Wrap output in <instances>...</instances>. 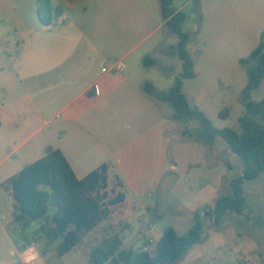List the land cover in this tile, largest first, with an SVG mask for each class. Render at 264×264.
Instances as JSON below:
<instances>
[{"label": "rangeland", "instance_id": "obj_1", "mask_svg": "<svg viewBox=\"0 0 264 264\" xmlns=\"http://www.w3.org/2000/svg\"><path fill=\"white\" fill-rule=\"evenodd\" d=\"M55 4L63 6L66 14L65 21L54 26V30L65 32L59 38H65L62 49L55 52L50 48L35 54L31 35L40 29L36 0H0V106L7 104L3 102L5 98L20 99L17 107L31 110L21 118L9 117L2 131L3 135L11 136V147L0 149V264H90L87 255L97 243L95 238L101 237L98 230L88 235L78 248L59 257L55 246L36 239L38 222L27 228L10 224L13 200L2 184L36 162L48 147L56 148L65 142L59 133L58 123L63 116L57 106L52 105L43 117L49 121L46 125L32 110L23 79L28 71L42 63L49 64L40 66V71L60 63V72L69 75L75 74L81 65L95 63L101 70L104 68L103 72L113 67L120 74L124 65L139 61L143 74L139 79L153 80L160 92L170 90L183 72L178 56H164L157 49L178 42L162 17L159 0H55ZM174 8L185 14L182 30L190 35L187 50L194 63V78L183 80L184 95L216 128L239 130V119L246 114L243 92L249 83V68L241 60L247 59L264 41V0H175ZM146 58H157L167 69L161 66L144 69ZM58 90L50 87L48 94ZM251 98L256 102L264 100V80ZM223 110L229 113L225 120L220 118ZM39 128L42 129L33 133ZM33 147L36 150L29 156ZM231 155L234 172L227 175L230 183L244 173V163ZM243 189L247 199L244 214L230 213L219 226L207 218L200 241L174 264L264 262V222L258 226L251 220L261 217L264 221V172L246 181ZM225 197H233L228 182L226 192L217 198ZM201 200L212 208L217 201L198 199ZM193 222L184 215L167 214L145 236L158 241L169 227L183 236ZM136 231L132 229L125 234L121 249L140 250V246L135 247Z\"/></svg>", "mask_w": 264, "mask_h": 264}, {"label": "crops", "instance_id": "obj_2", "mask_svg": "<svg viewBox=\"0 0 264 264\" xmlns=\"http://www.w3.org/2000/svg\"><path fill=\"white\" fill-rule=\"evenodd\" d=\"M65 17L64 13L56 24L40 25V29L32 32L35 54L50 48L55 52L62 49L65 38H59L65 32L54 30V26L65 21ZM173 46L157 49L161 55L176 56ZM153 59L156 64L144 69L154 66L167 69L166 64ZM46 64L49 63L40 66ZM61 65L55 63L52 69L40 71L37 66L29 70L23 78L29 92L26 98L45 125L49 121L43 117L52 105L57 106L63 116L58 123L59 133L65 142L55 149L62 151L78 179H84L103 164L109 166L108 191L113 196L122 194L124 200L113 208L109 220L99 228L101 232L107 226L112 227L122 237L123 247L124 236L132 229L137 230L135 247L147 241L156 243L145 235L148 230H154L162 217L179 214L193 219L197 210L210 207L204 199L198 201L199 198L218 201L217 197L226 192L227 182L231 185L227 175L234 172L232 153L222 144L210 147L184 137V126L173 119L169 105L145 91L146 83H151L160 92L153 80L139 79L143 76L139 61L124 65L120 74L113 67L103 72L104 68L101 70L92 63L66 75L60 72ZM50 87L59 90L49 95ZM19 101L5 98L0 106V149L11 147V136L2 134L9 117L21 118L31 111L17 107ZM35 150L33 147L28 155H33ZM11 216L10 224L13 203ZM131 249L134 248L122 250Z\"/></svg>", "mask_w": 264, "mask_h": 264}, {"label": "trees", "instance_id": "obj_3", "mask_svg": "<svg viewBox=\"0 0 264 264\" xmlns=\"http://www.w3.org/2000/svg\"><path fill=\"white\" fill-rule=\"evenodd\" d=\"M159 2L163 19L178 37L172 51L181 60L183 72L167 92H158L151 83H146L145 91L169 105L173 119L184 126V137L210 147L224 145L244 163V173L231 182L233 197L219 199L213 208L197 210L193 215V226L186 235L180 236L173 227L165 229L151 252L122 250L120 234L110 226L105 227L88 253L90 264L176 263L200 241L207 218L219 226L230 213L244 214L247 199L243 185L264 172V100L256 102L251 98L252 92L264 80V41L247 59L241 60L249 68V83L243 92L246 114L239 119V130L218 129L202 111L189 103L183 93V80L195 76L194 63L187 50L190 35L182 30L185 14L176 11L174 0ZM36 3L41 26L56 24L65 13L64 7L55 4V0H36ZM144 61L147 67L156 64L151 58ZM228 116L227 110L221 111V119ZM2 187L13 200V222L24 228L38 222L36 239H44L47 245L55 246L59 257L75 250L88 235L96 233L109 220L113 208L124 200L122 194L113 196L108 191L107 164L84 179H78L62 151L52 147L45 150L43 158L7 179ZM251 220L258 226L264 222L261 217Z\"/></svg>", "mask_w": 264, "mask_h": 264}, {"label": "built area", "instance_id": "obj_4", "mask_svg": "<svg viewBox=\"0 0 264 264\" xmlns=\"http://www.w3.org/2000/svg\"><path fill=\"white\" fill-rule=\"evenodd\" d=\"M97 94L99 93L98 89L96 90ZM154 244L152 241L151 243L149 244H143V245H140V250L143 251V252H151L154 248Z\"/></svg>", "mask_w": 264, "mask_h": 264}]
</instances>
